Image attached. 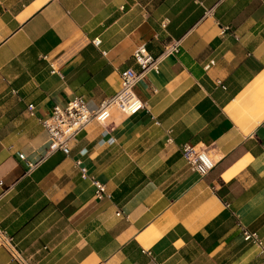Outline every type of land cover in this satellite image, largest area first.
Wrapping results in <instances>:
<instances>
[{"label":"crops","instance_id":"obj_1","mask_svg":"<svg viewBox=\"0 0 264 264\" xmlns=\"http://www.w3.org/2000/svg\"><path fill=\"white\" fill-rule=\"evenodd\" d=\"M171 41L180 52L134 87L149 112L113 110L46 154L53 106L97 108L137 47L157 58ZM183 145L211 156L207 175ZM0 183L20 257L0 244V264H264L243 237L264 248V0H0Z\"/></svg>","mask_w":264,"mask_h":264},{"label":"built area","instance_id":"obj_2","mask_svg":"<svg viewBox=\"0 0 264 264\" xmlns=\"http://www.w3.org/2000/svg\"><path fill=\"white\" fill-rule=\"evenodd\" d=\"M93 45L98 47L100 40L96 38L92 41ZM180 52V41H171L163 48L159 57H153L146 49L145 45L137 47L132 55L134 63L138 70L132 68L126 69L120 73V86L118 92L110 98L104 99L97 108H90L82 97H75L69 100L65 105H55L52 108L50 116L41 119L40 124L47 133L46 154L52 155L61 152L64 155L70 153L71 143L84 132L92 123L101 126L107 124L111 117V112L117 110L126 116H132L141 110H146L145 104L138 99L134 93V87L138 80L148 72L158 73L161 60L177 55ZM214 65V61H210L204 66V70L208 71ZM35 106L29 104L27 112L29 116L34 117ZM149 112L148 110H146ZM156 124H158L156 122ZM168 143H171L169 138ZM182 157L184 158L188 168L203 177L214 167V161L211 156L203 150L197 149L195 146L183 145L181 148ZM20 162L25 164L26 173L32 172L39 162H30L22 154H17ZM79 170L82 180H89L94 188V198L102 201L109 198L104 184L89 175L87 169L81 165V161L75 162ZM0 185H2L0 183ZM119 216V213L117 214ZM244 241L249 242L264 252L261 240L256 234L247 231L243 232ZM0 244L15 252L13 238L0 229ZM16 253V252H15ZM17 257L18 254L16 253ZM20 258V257H19ZM25 264V263H24Z\"/></svg>","mask_w":264,"mask_h":264}]
</instances>
